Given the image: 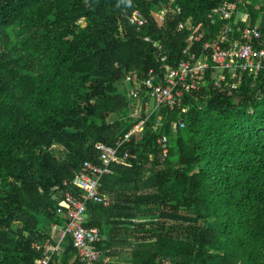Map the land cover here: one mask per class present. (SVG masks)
<instances>
[{
  "label": "trees",
  "instance_id": "16d2710c",
  "mask_svg": "<svg viewBox=\"0 0 264 264\" xmlns=\"http://www.w3.org/2000/svg\"><path fill=\"white\" fill-rule=\"evenodd\" d=\"M223 1L0 0V264H39L83 161L146 117L141 81L161 56L175 66L186 48L209 54ZM228 1L246 15L239 29L264 32V0ZM222 74L208 69L121 145L127 157L101 179L108 205L86 204L84 225L101 236L95 264H264V76ZM49 264H81L69 236Z\"/></svg>",
  "mask_w": 264,
  "mask_h": 264
},
{
  "label": "built area",
  "instance_id": "2783aa9c",
  "mask_svg": "<svg viewBox=\"0 0 264 264\" xmlns=\"http://www.w3.org/2000/svg\"><path fill=\"white\" fill-rule=\"evenodd\" d=\"M217 16L223 21L218 37L203 42L202 49L209 54L202 57L194 53L187 54V48L183 50L186 58L181 59L175 66H170L166 61V56H161L160 69L155 72L149 70L141 81L145 88L151 106L146 105V117L141 118L136 125L118 139L114 146H106L96 143L95 149L98 151V160L91 162L83 161L84 172L75 175L68 183L71 190L63 193L65 209L57 208L56 213L63 219V226L58 231L54 243L44 242L41 246V257L39 264H49L52 255L60 249V244L66 236L71 238L72 247L75 249L81 264H95L100 256V251L95 244L101 236L95 227H86V204L108 205V199L101 192V179L111 174L113 163H122L127 157V153L118 156L121 145L128 141L135 132H141L148 116L158 108L164 107L173 109L178 106L185 94L199 89L206 79L208 69L218 72L220 80H223V72L227 71L231 79L240 82V75L246 74L252 79L259 75L264 76V32L255 25L253 27H237V20H244L246 15L237 10V3L225 0L216 10ZM132 24L141 26L143 19L135 11L129 18ZM183 27L178 25V30ZM202 34H190L186 42L190 46L193 42H199ZM149 41V38H144ZM210 61V63H209ZM131 78L126 76L123 83L128 85ZM214 86H218V77L214 80ZM137 82L127 86V95L130 99L139 100V90L136 88ZM181 113H186L187 107L180 109ZM136 115V112L135 114ZM180 127L183 122L180 121ZM161 147L162 158L167 154V138L161 135L157 139Z\"/></svg>",
  "mask_w": 264,
  "mask_h": 264
},
{
  "label": "crops",
  "instance_id": "0c3cea01",
  "mask_svg": "<svg viewBox=\"0 0 264 264\" xmlns=\"http://www.w3.org/2000/svg\"><path fill=\"white\" fill-rule=\"evenodd\" d=\"M148 103H149L148 106H149V105L151 106L150 101H149ZM61 227H62V226H54V228L56 229V230L54 229V230L52 231V238H53L54 241L56 240V237H57L58 231L60 230Z\"/></svg>",
  "mask_w": 264,
  "mask_h": 264
},
{
  "label": "rangeland",
  "instance_id": "374dc122",
  "mask_svg": "<svg viewBox=\"0 0 264 264\" xmlns=\"http://www.w3.org/2000/svg\"><path fill=\"white\" fill-rule=\"evenodd\" d=\"M158 19V18H157ZM158 20H160V19H158ZM80 26H83L84 25V22H83V20H80L79 21V23H78ZM149 103H147V105H148ZM150 104L152 105V102H150ZM150 106V105H149Z\"/></svg>",
  "mask_w": 264,
  "mask_h": 264
}]
</instances>
